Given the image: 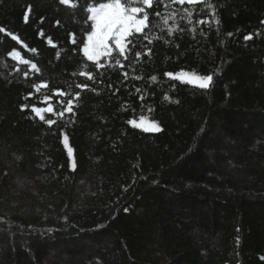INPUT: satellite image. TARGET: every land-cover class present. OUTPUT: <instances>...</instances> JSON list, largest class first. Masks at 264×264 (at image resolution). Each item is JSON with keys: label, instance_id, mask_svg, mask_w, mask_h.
Returning <instances> with one entry per match:
<instances>
[{"label": "trees", "instance_id": "1", "mask_svg": "<svg viewBox=\"0 0 264 264\" xmlns=\"http://www.w3.org/2000/svg\"><path fill=\"white\" fill-rule=\"evenodd\" d=\"M102 2L0 0V264H264V0H155L97 67Z\"/></svg>", "mask_w": 264, "mask_h": 264}, {"label": "snow or ice", "instance_id": "2", "mask_svg": "<svg viewBox=\"0 0 264 264\" xmlns=\"http://www.w3.org/2000/svg\"><path fill=\"white\" fill-rule=\"evenodd\" d=\"M173 4L184 5L185 3L194 4L200 2V0H171ZM62 4H71V0H61ZM155 0H132V2H124L122 0H107V2H102L98 4H91L87 8V12L89 15L87 16V20L84 22L85 27L82 29L86 36V40L83 42V46L80 49L82 51L83 56L87 59V61H93L96 63L97 67L100 66V58L101 57H111L114 51L118 50L119 56L127 58V52L130 51L128 48L129 45L134 46V41L128 39L129 37H136V34H142L144 29L149 26V13L147 11L148 8L154 6ZM143 5V6H141ZM73 7H76V4H72ZM212 7L211 4L208 5ZM141 14H143L141 16ZM157 16L160 15L159 12L156 13ZM186 15L191 17L192 12L186 11ZM176 16V12H172V17ZM90 22V30L89 28ZM191 23V21H189ZM205 21L201 20L199 23H204ZM218 23V21H216ZM59 23V21H57ZM164 23L167 24L168 20L165 19ZM176 26L173 25L167 29V33L169 36L173 35ZM231 35V34H229ZM71 42L73 44L77 43L75 34L70 33ZM147 39V36H145ZM155 39V37H153ZM251 39V36H246L245 40ZM152 43V40L148 41ZM148 55L151 54L150 50ZM59 55V54H58ZM137 57L140 56V53H136ZM116 64H121L119 59H115ZM36 66L33 65V68ZM83 67H87L84 65ZM84 72H81V75H84ZM27 75V73H25ZM127 75V73H124ZM166 76L175 77L174 73H165ZM180 76H191L192 78L187 80L186 83L194 84L199 89H208L211 87L213 77L211 75H197L195 72L193 73H184L181 72ZM91 78V77H89ZM139 78V77H138ZM153 80L156 79L155 76L152 77ZM185 82V81H182ZM198 82V83H197ZM40 86L46 87V84H42ZM39 87V86H38ZM84 87V86H81ZM139 92V89H137ZM59 95H67V93L60 92ZM79 98V94L76 95L73 99L68 100L67 108L59 113L60 116H63L64 111L69 113L73 112L74 107L76 106L74 103L75 99ZM143 96L140 97L143 100ZM49 98L45 97L47 101ZM165 99H168L165 96ZM58 103L63 104V101H58ZM27 105H22L21 110H25ZM31 111L35 113L41 120H44L43 112L47 111L56 115L53 107L49 105L47 108H38L33 106ZM145 118L141 117L140 123H137L135 120H129L128 123L134 128H140L143 132H156L160 131L158 124L155 122H151L148 124L144 123ZM49 126L55 123L54 120L46 121Z\"/></svg>", "mask_w": 264, "mask_h": 264}]
</instances>
